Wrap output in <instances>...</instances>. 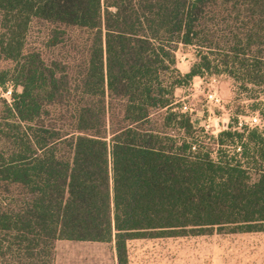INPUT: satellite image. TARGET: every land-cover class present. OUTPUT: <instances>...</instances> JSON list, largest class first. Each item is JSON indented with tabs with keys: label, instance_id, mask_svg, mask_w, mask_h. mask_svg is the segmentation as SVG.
I'll use <instances>...</instances> for the list:
<instances>
[{
	"label": "trees",
	"instance_id": "16d2710c",
	"mask_svg": "<svg viewBox=\"0 0 264 264\" xmlns=\"http://www.w3.org/2000/svg\"><path fill=\"white\" fill-rule=\"evenodd\" d=\"M181 43L203 50L185 74ZM2 60L21 91L4 101L0 264H53L63 239L129 264L132 239L264 231V129L230 124L215 160L175 95L219 67L264 85V0H0Z\"/></svg>",
	"mask_w": 264,
	"mask_h": 264
},
{
	"label": "rangeland",
	"instance_id": "374dc122",
	"mask_svg": "<svg viewBox=\"0 0 264 264\" xmlns=\"http://www.w3.org/2000/svg\"><path fill=\"white\" fill-rule=\"evenodd\" d=\"M40 30L39 25L34 24L32 38L37 39ZM202 51L195 45L178 44L175 51L178 70L183 74L188 73L199 61ZM66 53L65 48H60L50 55L64 57ZM13 66L14 63L9 60L0 61V70H11ZM215 70L216 73L195 76L189 84L177 88L175 95L179 106L177 109L187 112L192 119L201 153L210 152V156L217 160L220 154L216 145L217 136L230 124L236 126L240 121L250 127L264 129V85L246 89L224 67ZM14 90L20 92L21 87L15 86L11 80L4 86L0 85V146L4 121L8 118L4 101L11 103V92ZM254 118L257 122L251 125ZM170 133L177 140L184 135L182 130L173 128ZM239 146V142L224 146V155L231 157L240 153ZM240 158L238 154L237 159ZM256 178L253 173L251 180ZM66 242L95 244L92 241ZM107 247L112 252L113 243H108ZM128 261L132 264H264V231L231 233L227 227L225 230L214 227L200 234L133 239L128 242Z\"/></svg>",
	"mask_w": 264,
	"mask_h": 264
},
{
	"label": "crops",
	"instance_id": "0c3cea01",
	"mask_svg": "<svg viewBox=\"0 0 264 264\" xmlns=\"http://www.w3.org/2000/svg\"><path fill=\"white\" fill-rule=\"evenodd\" d=\"M65 241L73 240L63 239L56 242L54 254L55 264H118L114 244L111 252L107 247L108 243L105 242L92 241L95 244L81 245L64 243ZM129 264H132V262H129Z\"/></svg>",
	"mask_w": 264,
	"mask_h": 264
},
{
	"label": "built area",
	"instance_id": "2783aa9c",
	"mask_svg": "<svg viewBox=\"0 0 264 264\" xmlns=\"http://www.w3.org/2000/svg\"><path fill=\"white\" fill-rule=\"evenodd\" d=\"M255 122H257V119H256V118L253 119V122H251V125H255V124H254ZM242 124H243V123L240 122V125H242Z\"/></svg>",
	"mask_w": 264,
	"mask_h": 264
}]
</instances>
